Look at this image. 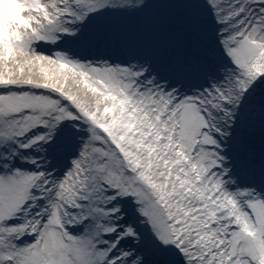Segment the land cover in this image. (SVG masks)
<instances>
[{
	"label": "snow or ice",
	"instance_id": "1",
	"mask_svg": "<svg viewBox=\"0 0 264 264\" xmlns=\"http://www.w3.org/2000/svg\"><path fill=\"white\" fill-rule=\"evenodd\" d=\"M0 264H264V0H0Z\"/></svg>",
	"mask_w": 264,
	"mask_h": 264
},
{
	"label": "bare ground",
	"instance_id": "2",
	"mask_svg": "<svg viewBox=\"0 0 264 264\" xmlns=\"http://www.w3.org/2000/svg\"><path fill=\"white\" fill-rule=\"evenodd\" d=\"M18 15V11L16 6H12L10 10L5 13L2 9H0V33L3 32L6 21L8 19H13Z\"/></svg>",
	"mask_w": 264,
	"mask_h": 264
}]
</instances>
